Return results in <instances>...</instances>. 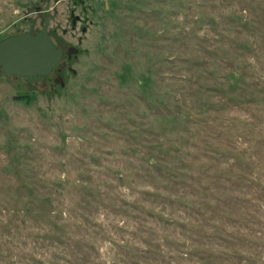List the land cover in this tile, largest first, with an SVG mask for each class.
<instances>
[{
  "label": "rangeland",
  "instance_id": "obj_1",
  "mask_svg": "<svg viewBox=\"0 0 264 264\" xmlns=\"http://www.w3.org/2000/svg\"><path fill=\"white\" fill-rule=\"evenodd\" d=\"M0 264H264V0H0ZM51 76V77H50Z\"/></svg>",
  "mask_w": 264,
  "mask_h": 264
},
{
  "label": "water",
  "instance_id": "obj_2",
  "mask_svg": "<svg viewBox=\"0 0 264 264\" xmlns=\"http://www.w3.org/2000/svg\"><path fill=\"white\" fill-rule=\"evenodd\" d=\"M47 25L46 17L36 32L23 31L0 39V66L5 72L36 79L56 65L63 50L52 40ZM71 48L75 52L76 48Z\"/></svg>",
  "mask_w": 264,
  "mask_h": 264
},
{
  "label": "flooded vegetation",
  "instance_id": "obj_3",
  "mask_svg": "<svg viewBox=\"0 0 264 264\" xmlns=\"http://www.w3.org/2000/svg\"><path fill=\"white\" fill-rule=\"evenodd\" d=\"M50 35V34H49ZM53 40V39H52ZM54 41V40H53ZM55 42V41H54ZM56 43V45L57 46H61L62 47V50H63V52H62V55H61V57H60V59H59V61L56 63V65H54L53 67H52V69L47 73V74H50L51 72H52V76H53V74H54V72L56 71V70H59V68H58V64H59V62H60V60H61V58L64 56V55H66V57L67 58H70L69 57V55H68V51L69 50H71V54H74V53H76L77 52V48L75 49V52H73V48H71V46H69V47H67L66 49H64V47H63V45H61V44H59V43H57V42H55ZM47 74H45V75H47ZM45 75H38V77L36 78V79H38L39 77H43V76H45ZM51 77V76H50ZM28 78V77H27ZM31 79H34V78H31ZM35 79V80H36Z\"/></svg>",
  "mask_w": 264,
  "mask_h": 264
}]
</instances>
